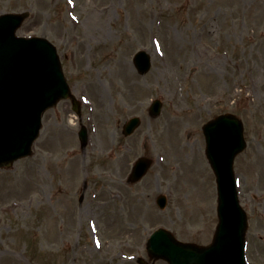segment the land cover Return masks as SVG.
Listing matches in <instances>:
<instances>
[{"label":"rangeland","instance_id":"374dc122","mask_svg":"<svg viewBox=\"0 0 264 264\" xmlns=\"http://www.w3.org/2000/svg\"><path fill=\"white\" fill-rule=\"evenodd\" d=\"M25 11L17 34L56 48L82 111L63 101L46 112L32 156L0 170V264H167L145 251L158 228L209 245L216 186L202 126L224 113L243 124L246 255L264 264V0H0V14ZM138 51L151 56L144 75ZM132 117L140 125L125 137ZM143 156L151 168L127 184Z\"/></svg>","mask_w":264,"mask_h":264},{"label":"water","instance_id":"95a60500","mask_svg":"<svg viewBox=\"0 0 264 264\" xmlns=\"http://www.w3.org/2000/svg\"><path fill=\"white\" fill-rule=\"evenodd\" d=\"M27 14L0 16V166L29 153L40 127L42 112L68 96V88L53 49L42 39H16L14 31ZM137 69L149 68L148 57L138 53ZM77 109V106H75ZM151 113H159L155 102ZM138 125L133 119L125 134ZM206 157L216 176L218 225L211 245L205 248L182 244L166 231L158 230L147 242L151 258L168 264H245L246 217L238 203L233 174L234 157L245 147L241 122L230 115L219 116L203 127ZM81 141L85 134L80 133ZM150 162L140 158L130 180L138 181ZM164 200L159 206L164 207Z\"/></svg>","mask_w":264,"mask_h":264},{"label":"bare ground","instance_id":"6f19581e","mask_svg":"<svg viewBox=\"0 0 264 264\" xmlns=\"http://www.w3.org/2000/svg\"><path fill=\"white\" fill-rule=\"evenodd\" d=\"M175 148V147H174ZM181 149V148H180ZM194 153H195V151H192L189 155H188V157H192V156H194Z\"/></svg>","mask_w":264,"mask_h":264}]
</instances>
